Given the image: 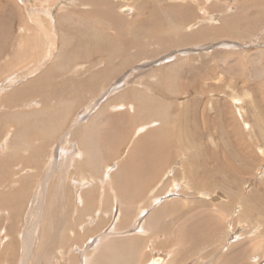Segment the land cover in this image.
<instances>
[{"label":"rangeland","instance_id":"1","mask_svg":"<svg viewBox=\"0 0 264 264\" xmlns=\"http://www.w3.org/2000/svg\"><path fill=\"white\" fill-rule=\"evenodd\" d=\"M263 72L264 0H0V264L100 263L127 239L146 241L131 264H264ZM84 178L107 199L90 231L68 217ZM143 218L155 235L130 238Z\"/></svg>","mask_w":264,"mask_h":264},{"label":"bare ground","instance_id":"2","mask_svg":"<svg viewBox=\"0 0 264 264\" xmlns=\"http://www.w3.org/2000/svg\"><path fill=\"white\" fill-rule=\"evenodd\" d=\"M100 2V1H99ZM19 12V11H18ZM126 16V15H125ZM182 24H183V22H182ZM184 25V24H183ZM180 28V27H179ZM193 29V28H192ZM183 30V29H182ZM22 35V34H21ZM12 36V35H11ZM28 36V35H27ZM20 44V43H19ZM30 44V43H29ZM88 44V43H87ZM27 45V44H26ZM25 46V45H24ZM22 47V46H21ZM21 50V49H20ZM22 51V50H21ZM24 51V50H23ZM199 51V50H198ZM18 52V51H17ZM26 52V51H25ZM72 53V52H71ZM261 53V52H260ZM19 54H20V52H19ZM261 55H262V53H261ZM68 57V56H67ZM60 59V58H59ZM165 59H167V58H165ZM170 59V58H169ZM171 59H173L172 57H171ZM20 60V59H19ZM23 60V59H22ZM35 61V60H34ZM17 62V61H16ZM25 62V61H24ZM60 63H61V61H60ZM3 64V63H2ZM7 64V63H6ZM18 64V63H17ZM16 65V64H15ZM17 66V65H16ZM19 66V65H18ZM19 68V67H18ZM26 68H27V66H26ZM79 69V68H78ZM80 70V69H79ZM79 70H78V72H79ZM75 71V70H74ZM22 72V71H21ZM36 72V71H35ZM77 72V71H76ZM77 72V73H78ZM261 72H262V70H261ZM264 73V72H263ZM11 75V74H10ZM39 75H40V73H39ZM38 76V75H37ZM48 76V75H47ZM78 76V75H77ZM43 77V76H42ZM16 78V77H15ZM5 79V78H4ZM40 79H41V77H40ZM129 80V79H128ZM31 81V80H30ZM34 81V80H33ZM42 83V82H41ZM36 84V83H35ZM33 85V84H32ZM26 86H28V85H26ZM29 86H31V84L29 85ZM28 86V87H29ZM119 87H121V86H119ZM115 88H118V87H115ZM34 89V88H33ZM90 89V88H89ZM89 89H87V90H89ZM127 89V88H126ZM72 90V89H71ZM34 91V90H33ZM115 91V90H114ZM116 91H118V90H116ZM15 92V91H14ZM21 92V91H20ZM31 92V91H30ZM30 92H28V93H30ZM119 92V91H118ZM11 94V93H10ZM16 94V93H15ZM12 95V94H11ZM18 95H19V93H18ZM125 95V94H124ZM13 97H15V96H13ZM127 97V96H126ZM5 99V98H4ZM125 99V98H124ZM134 99H135V97H134ZM15 100V99H14ZM236 100V99H235ZM239 101V100H238ZM38 102V101H37ZM9 104H11V103H9ZM15 104V103H14ZM128 104H130L129 102H128ZM238 104H239V102H238ZM34 105V104H33ZM122 105H124V104H122ZM92 107H94V106H92ZM33 108V107H32ZM37 108V107H36ZM64 108V107H63ZM118 108V107H117ZM119 108H121V106L119 107ZM118 108V109H119ZM121 109H123V108H121ZM238 109V108H237ZM240 109V108H239ZM25 110V109H24ZM87 110V109H86ZM65 111H66V109H65ZM64 111V112H65ZM88 111V110H87ZM44 112V111H43ZM241 112V111H240ZM51 113V112H50ZM67 113V112H66ZM42 114H44V113H42ZM65 114V113H64ZM31 115V114H30ZM45 115V114H44ZM22 116V115H21ZM39 118V117H38ZM79 118V117H78ZM20 119V118H19ZM28 119H30L29 117H28ZM32 120V119H31ZM51 125H52V123H51ZM18 126V125H17ZM52 127V126H51ZM55 127V126H54ZM82 127V126H81ZM87 128H89V127H87ZM137 131V130H136ZM163 133H165V132H163ZM137 134H138V132H137ZM139 136V135H138ZM67 138V137H66ZM137 138V137H136ZM67 140V139H66ZM60 143V142H59ZM66 143V142H65ZM61 144V143H60ZM131 144H133V143H131ZM66 148L68 147V146H65ZM141 149V148H140ZM65 150V149H64ZM76 150V149H75ZM94 150V149H93ZM92 150V151H93ZM95 151V150H94ZM142 151V150H141ZM189 152V151H188ZM75 153V152H74ZM93 153V152H92ZM128 153V152H127ZM141 153V152H140ZM260 153V152H259ZM130 154V153H129ZM190 154V153H189ZM74 155V154H73ZM138 154H137V150H136V156H137ZM65 156V155H64ZM75 156V155H74ZM54 157V156H53ZM57 157V156H56ZM73 157V156H72ZM141 157V156H140ZM55 159V158H54ZM130 160V159H129ZM137 160V159H136ZM74 161H72L70 164H68L67 165V167L68 166H75L74 164ZM108 163V162H107ZM64 164H66V162H64ZM64 164L62 165V166H64ZM73 164V165H72ZM127 163H126V161L124 160V162L122 163V167H116V169L111 173V176H113V178L117 181V183L119 182V181H124L125 179H123V177L122 176H124V175H126L125 173V171H124V167L125 166H128V164L130 165L131 163H128L127 165H126ZM138 166H140L141 165V163H136ZM82 165V164H81ZM136 165V166H137ZM132 167H134V169L136 168V166H134V165H131ZM52 167H54V166H52ZM66 167V166H65ZM88 167H90V166H88ZM91 168V167H90ZM122 168V169H121ZM126 168V167H125ZM138 168V167H137ZM76 169V168H75ZM74 170V169H73ZM137 170V169H136ZM142 170V169H141ZM64 171V170H63ZM135 170H133V172H134ZM139 171V170H138ZM76 172V171H75ZM115 172V173H114ZM133 172L132 173H128L129 175H127V177L128 178H130V176L132 175V176H135V178H137V176H136V173H134L133 174ZM66 173H67V170H66ZM69 173H70V171H69ZM103 172H102V170H101V166H98L97 167V171H96V173H95V175L96 174H102ZM109 173V172H108ZM124 173V174H123ZM141 173V172H140ZM72 174H73V172H72ZM63 175V174H62ZM64 175H65V171H64ZM74 175V174H73ZM141 175V174H140ZM139 175V176H140ZM170 175V174H169ZM168 175V176H169ZM90 176V175H89ZM100 176H102V175H100ZM139 176H138V178H139ZM142 176H143V174H142ZM171 176H173L172 174H171ZM63 177H65V176H63ZM66 177H67V175H66ZM65 177V178H66ZM72 177V176H71ZM74 177V176H73ZM126 177V176H125ZM162 178V177H161ZM142 179V178H141ZM144 179V178H143ZM134 180V179H133ZM138 180V179H137ZM145 180V182H146V179H144ZM143 180V181H144ZM176 180V179H175ZM94 181H96V182H102V181H100V180H98V178H96V179H92V178H90V180H87V179H85L84 178V180H83V185H84V190H85V193L83 194V196H82V200H81V204H82V206H81V209H84V206H85V204L87 203V202H89L90 203V207H92V209H91V211L92 210H95L94 211V213H93V215L92 216H88V219H89V221H91V220H94L93 221V224H95L94 225V227H88L87 228V231H90L89 229H92V228H94V229H96L97 227H98V225H100V218L99 219H97L98 217H99V214L100 213H98V211L100 210V212H101V217L104 215H107L106 214V211H104V209L106 208V196H105V199L106 200H104V198H99V197H101V196H99L98 198H96V190L94 189V192H96L94 195H92V196H89V197H85L86 196V194H89V193H91V191L88 193V190L90 189V188H88L89 186L91 187L92 186V183L94 182ZM141 181V180H140ZM149 180H147V182H148ZM172 181L174 182V180L172 179ZM75 182V181H74ZM144 182V183H145ZM81 183V182H80ZM103 183V182H102ZM113 183H114V181H113ZM123 183V182H122ZM110 184V183H109ZM108 184V185H109ZM63 185V184H62ZM75 185H77V183H75ZM95 185V184H94ZM100 186V188H101V183L99 184ZM106 185V184H105ZM104 185V186H105ZM116 185V184H115ZM117 185H120V192H122L121 190V188H126L125 187V185H124V183H123V185L120 183V184H117ZM144 186V185H142V184H137V186ZM162 185V184H161ZM175 185V184H174ZM64 186V185H63ZM97 186V185H96ZM103 186V185H102ZM124 186V187H123ZM171 186V185H170ZM64 187H66V186H64ZM107 187V186H106ZM105 187V188H106ZM158 187H159V185H158ZM92 188V187H91ZM98 187H96V189H97ZM111 188V187H110ZM119 188V187H118ZM136 188H138V187H136ZM66 189H67V187H66ZM116 188H112L111 190H110V194L111 195H115L116 197H114L113 199H114V203H112L114 206H115V208H114V206L112 205L111 206V208L112 209H114L115 210V212H116V216L117 217H119V219L121 218H124V214L122 215V211H124V210H122V211H120V207L118 208V204H119V199H121L120 197L118 198V196H119V194L116 192V190H115ZM124 190V192H122V194H123V196H125L126 197V189H123ZM156 190V189H155ZM77 192V191H76ZM157 192V191H156ZM139 193V192H138ZM64 194V193H63ZM62 194V195H63ZM69 194V193H68ZM81 194V193H80ZM98 194V193H97ZM105 194V193H104ZM108 194V193H107ZM125 194V195H124ZM154 194V193H153ZM153 194H152V196H153ZM156 194V193H155ZM90 195V194H89ZM102 195H103V192H102ZM121 195V194H120ZM66 196V195H65ZM75 196V195H74ZM104 196V195H103ZM102 196V197H103ZM129 196L131 197V194H129ZM61 197V196H60ZM121 197H122V195H121ZM128 197V196H127ZM43 198V197H42ZM87 199V201H85ZM205 199V198H204ZM69 200V199H68ZM156 200H162V199H160V197H156ZM188 200V199H187ZM70 201V200H69ZM68 202V201H67ZM73 202V201H72ZM75 202V201H74ZM74 202L73 203H71V207H70V213H69V215H68V217H70V219H72L71 220V223L73 224L75 221H74V219L75 220H80V222L78 223V222H76V223H78V224H80L79 226H80V230H82V224L81 223H83V221L81 222V220H83V219H86L85 217L87 216V214H89L87 211H81V209H80V212H77V213H75V215H74V211L76 210V206H75V204H74ZM108 202H109V200H108ZM123 202V201H122ZM125 202V201H124ZM151 202V201H150ZM152 202L154 203V201L152 200ZM167 202V201H166ZM94 203V204H93ZM157 202H155L154 204H156ZM96 204V205H95ZM111 204V203H110ZM109 204V205H110ZM124 204V203H123ZM128 205V204H127ZM130 205V204H129ZM130 206H132V205H130ZM158 206V205H157ZM166 206V205H165ZM141 207V206H140ZM139 207V208H140ZM143 207V206H142ZM154 207H155V205H154ZM167 207V206H166ZM89 208V207H88ZM96 208V209H95ZM109 209H110V206L108 207ZM139 208H137L138 209V211H137V218H139V215L140 216H142L144 213H143V211L145 212V210L142 208V210L141 209H139ZM65 209V208H64ZM75 209V210H74ZM134 209V208H133ZM158 211L157 212H159L160 211V208L159 209H157ZM148 211V210H147ZM156 211V210H155ZM218 211V210H217ZM216 211V212H217ZM63 212V211H62ZM150 212V211H149ZM157 212H155L156 214H157ZM161 212V211H160ZM203 212V211H202ZM224 212V211H223ZM91 213V212H90ZM126 213V212H125ZM154 213V214H155ZM147 214V213H146ZM151 214H152V216L151 217H154L153 215V212H151ZM155 214V215H156ZM115 215V214H114ZM65 216V215H64ZM64 216H61L62 217V219H64ZM67 216V215H66ZM108 216H110V215H108ZM122 216V217H121ZM111 217V216H110ZM129 217V216H128ZM127 217V218H128ZM150 216H148V218H149ZM66 218V217H65ZM112 218V217H111ZM114 218H116V217H114ZM126 218V217H125ZM125 218H124V220H125ZM142 218V217H141ZM144 219L143 218V220L141 221L142 223H140L141 225H143L144 224V226L141 228V231L139 232L138 230V232L136 233V235H132V236H129L130 238H138V237H140L141 239L140 240H142V239H146V240H149V238H150V236L153 234V235H155L154 234V231H153V229H154V225L153 224H151V227H153L152 229H151V227H150V225H149V221H151V220H153L154 218H151V219ZM69 219V218H68ZM91 219V220H90ZM65 220V219H64ZM99 220V223H97V221ZM101 220H102V218H101ZM134 220V219H133ZM149 220V221H148ZM86 221H87V219H86ZM118 221V218H116V222ZM139 221V220H138ZM143 221H145V222H143ZM1 222V221H0ZM69 222H70V220H69ZM109 222V221H108ZM113 222H114V220H113ZM121 222V221H120ZM133 223H135L134 221H132ZM140 222V221H139ZM171 222V221H170ZM89 223V222H88ZM132 223V224H133ZM78 224H77V226H78ZM136 224V223H135ZM134 224V225H135ZM138 224V223H137ZM85 225V224H84ZM90 225H91V222H90ZM115 225V224H114ZM116 225H118V222H117V224ZM128 225V224H127ZM30 226V225H29ZM93 226V225H92ZM131 226V225H130ZM149 226V227H148ZM156 226V225H155ZM166 226V225H165ZM113 227V226H112ZM111 227V228H112ZM30 228V227H29ZM31 228H32V226H31ZM110 228V229H111ZM149 228H150V230H149ZM79 229V228H78ZM134 229H136V228H134ZM157 229V228H156ZM31 230V229H30ZM73 230H74V227L72 228L71 227V229H69V230H67V228H66V225H65V228H62L60 231H58V233L60 234V236H61V241H62V243H63V245L66 247V241H67V239L65 238V235L66 234H71L72 232H73ZM85 230V229H84ZM95 231V230H94ZM109 231V230H108ZM156 231V230H155ZM25 232V231H24ZM27 232H29V231H27ZM82 232V231H81ZM96 232V231H95ZM94 232V233H95ZM114 232H116V230H114ZM113 232V233H114ZM133 232V231H132ZM141 232H145V233H141ZM166 232V231H165ZM85 233V232H84ZM87 233H89V232H87ZM100 233V232H99ZM112 233V232H111ZM122 233V232H121ZM69 234V235H70ZM74 234V233H73ZM96 234V233H95ZM116 234V233H115ZM178 234V233H177ZM200 234V233H199ZM91 235V234H90ZM90 235H88V237H91ZM117 235V234H116ZM130 235V234H129ZM71 237H73L74 236V239H76V237L78 236L76 233L72 236V235H70ZM80 236V235H79ZM78 236V237H79ZM106 236H107V234H106ZM112 236V235H111ZM120 236V235H119ZM136 236H138V237H136ZM263 236V235H262ZM70 237V241L73 239V238H71ZM108 237V236H107ZM115 237V236H114ZM156 237V236H155ZM17 237H15V239H16ZM27 238V237H26ZM33 238H34V236H33ZM109 238V237H108ZM127 238V237H126ZM256 238V237H255ZM262 238H264V237H261L260 238V241H261V239ZM13 239V238H12ZM28 239V238H27ZM35 239V238H34ZM36 239H37V237H36ZM74 239H73V241H74ZM88 239H90V238H88ZM107 239V238H106ZM110 239H111V237H110ZM115 239H117V238H115ZM186 239V238H185ZM256 239H259V236H258V238H256ZM29 240V239H28ZM87 240V239H86ZM109 239H107V241H108ZM111 240H113V239H111ZM263 241H264V239H262ZM21 241V240H20ZM38 241V240H37ZM36 241V242H37ZM79 241V240H78ZM113 241H115V240H113ZM113 241H110V243L109 242H107V243H109V244H107V245H104V246H106V247H103V248H105V250H104V252H105V254L104 255H102V257L100 258V259H97V260H100V263L101 264H106V263H108V264H116V260L119 262V264H131L130 263V261H132L131 259H134V257H136V260L137 259H139V255H140V253L142 252V249L143 248H145V247H143V244L145 243V246H146V241L144 242V243H142L143 241H133V240H130V239H127L126 241L127 242H130V243H128L129 244V246H127V247H124V248H121V246H120V248H114L112 245L114 244L115 246L118 244V243H112ZM126 241H123V242H126ZM151 241V240H150ZM255 241V240H254ZM24 242H25V239H24ZM94 242H96V241H94ZM100 242V241H99ZM118 242V241H117ZM131 242H136V243H131ZM91 243H92V241H91ZM164 243V242H163ZM95 244V243H94ZM104 244H106V243H104ZM179 244V243H178ZM150 245V244H149ZM33 246V245H32ZM31 246V247H32ZM72 246V245H71ZM70 246V247H71ZM74 246V245H73ZM176 246V245H175ZM185 246V245H184ZM65 247H63V251H64V249H65ZM87 248L89 247L90 248V246H86ZM93 247V246H92ZM91 247V248H92ZM117 247H118V245H117ZM157 247V246H156ZM257 247V245L255 244V248ZM264 247V246H263ZM34 248V247H33ZM74 248V247H73ZM89 248H88V250H89ZM94 248V247H93ZM181 248V247H180ZM29 249V248H28ZM27 249V250H28ZM56 249V248H55ZM59 249V248H58ZM75 249V248H74ZM22 250V249H21ZM21 250H19V251H21ZM61 250H62V248H61ZM66 250H67V247H66ZM70 250V249H69ZM78 250V249H77ZM94 250V249H93ZM143 250H145V249H143ZM193 250V249H192ZM23 251V250H22ZM29 251V250H28ZM59 251V250H58ZM62 251V252H63ZM120 251H122L123 253H119V254H117L116 252H120ZM125 251H128V253H129V255L127 254V256H129L130 257V261H129V257H128V259H126L125 258ZM148 251V250H147ZM25 252V251H24ZM90 253L91 252V249H90V251H87V253ZM94 252V251H93ZM98 252V251H97ZM107 252V253H106ZM60 253V252H59ZM58 253V254H59ZM74 253V252H73ZM76 253V252H75ZM78 253V252H77ZM80 253H81V251H80ZM127 253V252H126ZM193 253H195V252H193ZM240 254V251L238 250L237 252H235L234 254H232L231 256L233 257V260H236V256H237V254ZM23 254H25V253H23ZM26 256L28 255V253L27 254H25ZM241 255V254H240ZM24 256V255H23ZM25 256V257H26ZM30 256V255H29ZM36 256V255H35ZM65 256V255H64ZM68 256V255H67ZM91 256V254H85L84 252H83V254H82V260H83V264H89V257ZM92 256H93V253H92ZM230 256V257H231ZM16 257V256H15ZM24 257V258H25ZM39 257H40V255H39ZM58 257V256H57ZM57 257H54V258H57ZM60 257V256H59ZM71 257V256H70ZM69 257V259L71 260V258ZM88 257V258H87ZM27 259H28V256L26 257ZM62 258V256L59 258V259H61ZM95 258V257H94ZM228 258H229V256L225 259V260H228ZM41 259V258H40ZM53 258H51V260H52ZM58 259V258H57ZM58 259V260H59ZM65 259H66V257H65ZM86 259H88L87 261L88 262H86ZM231 259V258H230ZM35 260V259H34ZM54 260V259H53ZM57 260V261H58ZM62 261H65L66 262V260H63V259H61ZM16 261V260H15ZM20 261V260H19ZM24 261V263H25V260H23ZM48 261V260H47ZM56 261V262H57ZM90 261H91V259H90ZM138 261H140V260H138ZM148 261V260H147ZM44 262H45V259H44ZM70 262V261H69ZM68 262V263H69ZM72 262H73V264H77V262H76V260H75V258L72 260ZM149 262V261H148ZM173 262V261H172ZM228 262H230V260L228 261ZM233 262V261H232ZM231 262V263H232ZM6 263V262H5ZM99 263V261L97 262V263H95V260H93L92 259V261H91V263L90 264H100ZM137 263H139V262H136V264ZM166 263H168V262H166L165 261V259H160V258H154L153 259V261H152V263H150V264H166ZM169 263H170V261H169ZM168 263V264H169ZM7 264V263H6ZM48 264V263H47ZM52 264V263H51ZM55 264V263H54ZM60 264H62V263H60ZM64 264H66V263H64ZM71 264V263H70Z\"/></svg>","mask_w":264,"mask_h":264},{"label":"crops","instance_id":"3","mask_svg":"<svg viewBox=\"0 0 264 264\" xmlns=\"http://www.w3.org/2000/svg\"><path fill=\"white\" fill-rule=\"evenodd\" d=\"M64 1H65V4H68V3H70L71 1H74V2H75V0H64ZM199 9H200V8H199ZM128 106L133 107L132 103L128 104L127 107H128ZM81 143H82V145L84 144V142H83L82 140H81ZM90 145H91V144H90ZM87 146L89 147V145H87ZM88 154H89V152H88ZM94 161L97 163L96 166H99L98 162L96 161V158L93 159V163H95ZM158 202H159V200H158ZM158 202H157V203H158ZM150 213H151V212H150ZM85 218H88V216H86Z\"/></svg>","mask_w":264,"mask_h":264}]
</instances>
